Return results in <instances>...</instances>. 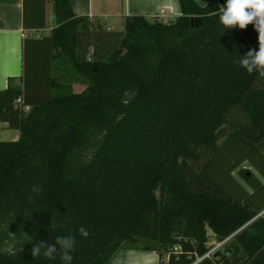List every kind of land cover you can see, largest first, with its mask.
Segmentation results:
<instances>
[{
    "label": "trees",
    "instance_id": "16d2710c",
    "mask_svg": "<svg viewBox=\"0 0 264 264\" xmlns=\"http://www.w3.org/2000/svg\"><path fill=\"white\" fill-rule=\"evenodd\" d=\"M179 1L174 21L128 16L114 50L88 59V18L54 0L48 64L0 92V122L20 132L0 140V264H62L30 249L69 234L72 264H109L122 249L192 264L228 237L198 264L226 263L233 244L246 254L237 264H264L261 187L249 193L233 174L264 159V78L236 63L258 50V33L225 30V0ZM63 65L84 90H65ZM239 174L252 186L250 170ZM32 184L43 191L29 200Z\"/></svg>",
    "mask_w": 264,
    "mask_h": 264
},
{
    "label": "crops",
    "instance_id": "0c3cea01",
    "mask_svg": "<svg viewBox=\"0 0 264 264\" xmlns=\"http://www.w3.org/2000/svg\"><path fill=\"white\" fill-rule=\"evenodd\" d=\"M70 1L74 13L87 17L89 21V29L79 32V50L81 56L88 59L94 56L106 57L111 53V49L120 43L125 33L123 29L128 16L141 14L150 21L159 19L170 22L182 14L179 0ZM197 1L205 5L211 0ZM163 9L165 12L160 15ZM107 22L113 23L118 32L116 36L101 35V29ZM56 25L54 0H0V92L6 91L10 86L22 87L26 79H31V72L40 67L44 68V65L48 64L49 45L43 38L50 36ZM113 37L114 41H112ZM41 62L44 65L40 64ZM20 106L23 108V105L20 104ZM1 123L0 130L9 126L7 121ZM13 129H15L13 139L17 140L20 132L16 128ZM0 140H6V138L0 134ZM240 168L248 169L253 173L252 186L240 176ZM233 174L249 193L256 192V185L261 187L256 197L264 198V159H257L256 162L246 160ZM261 205L259 214L264 212V202H261ZM261 217H264V213ZM233 240L231 237L227 243L231 245ZM231 251V255L233 253L238 255V262L246 257L237 244H233ZM123 253L126 255L141 253L146 259H150L152 264L159 263V256L154 251L123 249L109 264H122L124 262L122 256L125 255Z\"/></svg>",
    "mask_w": 264,
    "mask_h": 264
},
{
    "label": "clouds",
    "instance_id": "9594fccd",
    "mask_svg": "<svg viewBox=\"0 0 264 264\" xmlns=\"http://www.w3.org/2000/svg\"><path fill=\"white\" fill-rule=\"evenodd\" d=\"M216 15L225 30L235 28L246 30L248 25H253L258 33V50H249L236 63L248 74L257 73L259 77L264 78V0H225V3L219 6ZM28 191L29 200H34L33 197L40 196L43 190L38 184H32L29 185ZM79 234L84 238L90 235L83 226L79 228ZM75 244L76 237L73 234L57 236L54 244L46 241L35 242L30 254L33 258L43 256L49 260H54L59 255L62 264H72Z\"/></svg>",
    "mask_w": 264,
    "mask_h": 264
},
{
    "label": "rangeland",
    "instance_id": "374dc122",
    "mask_svg": "<svg viewBox=\"0 0 264 264\" xmlns=\"http://www.w3.org/2000/svg\"><path fill=\"white\" fill-rule=\"evenodd\" d=\"M109 26L110 28H108ZM101 30H102L100 32L101 35H115L116 36L118 33L116 28L113 26L112 22L105 23ZM123 32H125V29H123ZM114 37L112 38V41L115 40ZM112 50H114V48H112L111 51ZM56 73L59 74V77H61V79L63 80V85L67 92H71V91L80 92L87 87V82L83 81L80 77L75 78L73 74L68 73V71L64 68V65L61 66V68L58 67ZM0 131H3L0 134L4 136L6 140H16V139H13L15 129H13L12 127L6 126ZM137 250H141V249H137ZM237 263H238V255L236 253H233L228 259V261L224 264H237ZM149 264H152V263H149Z\"/></svg>",
    "mask_w": 264,
    "mask_h": 264
},
{
    "label": "built area",
    "instance_id": "2783aa9c",
    "mask_svg": "<svg viewBox=\"0 0 264 264\" xmlns=\"http://www.w3.org/2000/svg\"><path fill=\"white\" fill-rule=\"evenodd\" d=\"M164 12H165L164 9L161 10L160 15H163ZM17 103H19V105H20V104L23 105V110H24L25 112H28V111L30 110V108H31L29 105H24V104H23L24 102H23V100H22L21 97L17 99ZM0 127H2V123H1V122H0ZM263 213H264V212L258 214L257 217H261ZM257 217H256V218H257ZM230 238H231V237H228V238H226V239L223 240V241H220V242H216V243H214L213 246L211 247V249H210L207 253H205L203 256L197 257L196 261H195L194 263H192V264H198V263L202 262L204 259H206V258H210L213 254H215V253H217V252H219V251H224V249H225V244L227 243V241H228ZM175 249H176V250H179L180 248L176 247Z\"/></svg>",
    "mask_w": 264,
    "mask_h": 264
},
{
    "label": "bare ground",
    "instance_id": "6f19581e",
    "mask_svg": "<svg viewBox=\"0 0 264 264\" xmlns=\"http://www.w3.org/2000/svg\"><path fill=\"white\" fill-rule=\"evenodd\" d=\"M125 254V253H123ZM122 259L124 262H122V264H149L151 263L150 259H146L143 254L139 253V254H128V255H123Z\"/></svg>",
    "mask_w": 264,
    "mask_h": 264
},
{
    "label": "water",
    "instance_id": "95a60500",
    "mask_svg": "<svg viewBox=\"0 0 264 264\" xmlns=\"http://www.w3.org/2000/svg\"><path fill=\"white\" fill-rule=\"evenodd\" d=\"M200 24H201V20L198 18V19H197L196 26H199Z\"/></svg>",
    "mask_w": 264,
    "mask_h": 264
}]
</instances>
